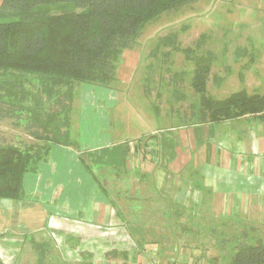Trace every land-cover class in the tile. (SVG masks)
I'll use <instances>...</instances> for the list:
<instances>
[{
  "label": "crops",
  "instance_id": "0c3cea01",
  "mask_svg": "<svg viewBox=\"0 0 264 264\" xmlns=\"http://www.w3.org/2000/svg\"><path fill=\"white\" fill-rule=\"evenodd\" d=\"M125 54L113 82L127 81L125 74L135 69ZM200 114L193 108L180 124L137 138L116 137L106 146L87 147L86 155L77 152V143L52 144L37 169L24 173L23 196L0 199V258L26 264L34 257L40 263L53 252L57 259L80 261L87 252L95 264L107 261L111 250H143L135 247L140 241L145 249L136 253L137 261L216 264L228 242L232 255L237 244L264 240V120L245 114L211 121ZM146 210L160 212L165 224L175 215L184 227L215 231L218 224L231 238H221L214 254L198 243H174L172 229L170 239L151 232L147 240L144 227L161 226L162 218L147 217ZM128 227L136 228L133 236ZM188 236V242L196 240ZM111 237L134 246L110 248ZM37 242L49 247L41 251ZM128 264H134L132 256Z\"/></svg>",
  "mask_w": 264,
  "mask_h": 264
},
{
  "label": "trees",
  "instance_id": "16d2710c",
  "mask_svg": "<svg viewBox=\"0 0 264 264\" xmlns=\"http://www.w3.org/2000/svg\"><path fill=\"white\" fill-rule=\"evenodd\" d=\"M193 1L0 0V97L6 98H0V119L17 117L20 124L24 119L25 135L13 142L0 130V199L23 196L24 173L37 169L52 144H73L71 107L79 92L75 86L94 83L109 87L116 79L122 52L134 48L144 26ZM48 5L59 6V10H41ZM158 43L160 48L162 44L170 47L163 52L166 59L171 51L179 50L174 32L163 35ZM206 57L196 60L191 85L199 102L191 105V111L199 109V117L211 121L245 114H258L264 120V93L239 90L222 99L207 95L211 58ZM127 229L135 234V227ZM36 246L43 251L48 245L37 242ZM138 246L145 249L140 241ZM108 253L109 257L121 256L120 264H128L131 256L134 264L146 260L137 261L135 251ZM81 254L79 264H94L90 253ZM0 264L7 263L0 258ZM228 264H264V240L237 244Z\"/></svg>",
  "mask_w": 264,
  "mask_h": 264
},
{
  "label": "rangeland",
  "instance_id": "374dc122",
  "mask_svg": "<svg viewBox=\"0 0 264 264\" xmlns=\"http://www.w3.org/2000/svg\"><path fill=\"white\" fill-rule=\"evenodd\" d=\"M41 10L57 12L59 6L48 5ZM171 32L176 33L179 50H170L166 59L163 52L170 47L162 44L160 48L158 42ZM196 41L199 47L195 45ZM198 56L213 58L207 95L222 99L239 90L264 93V0H195L148 22L135 40L134 48L126 49L125 61L135 67L134 71L125 74L127 81L117 79L109 87L94 83L75 86L76 89L82 86L72 102L70 120V137L72 145H78L75 147L77 152L86 155L87 147L106 146L116 137L145 136L153 130L190 119L191 105L199 102L191 85ZM0 98L6 100L4 95ZM18 121L17 117L0 119V130L8 141L15 142L25 136L22 131L24 119H20L21 124ZM97 167L92 166L95 170ZM159 213L146 210L144 215L152 217ZM177 214L186 216L182 211ZM161 218V226L144 227L147 240H151V232L158 233L155 235L158 240L162 237L170 239L172 229L174 243H198L196 245L209 248V254H214L221 246V238H231L224 236L216 223L214 231L208 226H181L177 215L168 224H165L168 219L164 215ZM111 231L114 230L111 228ZM188 235L196 240L188 242ZM110 240V248L134 246L131 240L121 244L115 243L112 237ZM135 244L139 247L136 241ZM232 246V242L227 243L224 252L221 250L215 260L216 264H226ZM48 256L43 260L45 264L81 262L57 259L53 252ZM107 260L108 264H120L123 259L110 256ZM38 261L33 257L31 261L27 259L26 264H39Z\"/></svg>",
  "mask_w": 264,
  "mask_h": 264
},
{
  "label": "built area",
  "instance_id": "2783aa9c",
  "mask_svg": "<svg viewBox=\"0 0 264 264\" xmlns=\"http://www.w3.org/2000/svg\"><path fill=\"white\" fill-rule=\"evenodd\" d=\"M147 264H161L157 259H148ZM171 264H179V263H171Z\"/></svg>",
  "mask_w": 264,
  "mask_h": 264
},
{
  "label": "bare ground",
  "instance_id": "6f19581e",
  "mask_svg": "<svg viewBox=\"0 0 264 264\" xmlns=\"http://www.w3.org/2000/svg\"><path fill=\"white\" fill-rule=\"evenodd\" d=\"M159 262H160V261H159ZM173 262L176 263V261H169L168 263H161V262H160V263H161V264H171V263H173ZM145 264H147V260H145Z\"/></svg>",
  "mask_w": 264,
  "mask_h": 264
}]
</instances>
